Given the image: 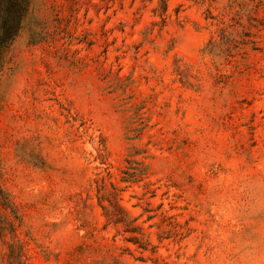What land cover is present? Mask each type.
<instances>
[{
    "label": "rangeland",
    "instance_id": "1",
    "mask_svg": "<svg viewBox=\"0 0 264 264\" xmlns=\"http://www.w3.org/2000/svg\"><path fill=\"white\" fill-rule=\"evenodd\" d=\"M161 11L31 0L0 72V264H264V0Z\"/></svg>",
    "mask_w": 264,
    "mask_h": 264
},
{
    "label": "trees",
    "instance_id": "2",
    "mask_svg": "<svg viewBox=\"0 0 264 264\" xmlns=\"http://www.w3.org/2000/svg\"><path fill=\"white\" fill-rule=\"evenodd\" d=\"M31 0H0V72L3 68L5 53L14 40L18 37L22 22L27 16L30 9ZM161 13L160 17L167 11V0H160ZM99 202L102 205L104 201L109 203V207L103 206V216L108 224H122L129 226L131 221L126 219L125 210L118 204L117 189L113 187L112 192L102 186L100 189ZM0 206L9 211L15 218H17V210L15 205L9 198V195L3 190L0 184ZM10 225L15 229L13 223ZM13 260L16 264H26L23 260L22 253L16 255L13 252Z\"/></svg>",
    "mask_w": 264,
    "mask_h": 264
}]
</instances>
